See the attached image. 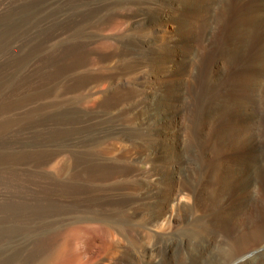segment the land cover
I'll return each mask as SVG.
<instances>
[{"label": "rangeland", "instance_id": "374dc122", "mask_svg": "<svg viewBox=\"0 0 264 264\" xmlns=\"http://www.w3.org/2000/svg\"><path fill=\"white\" fill-rule=\"evenodd\" d=\"M22 14L24 28L0 37V264H206V246H224L235 264L239 256L263 249L264 170L252 171L248 161L258 150L264 155V121L242 116L251 107L226 118L217 114L207 136L208 107L197 113L196 104L218 84L217 94L227 95L226 83L243 66L264 79V12L258 0H0V19ZM197 121L201 142L193 136ZM229 122L249 127V140L232 138ZM205 159L230 165L223 219V210H214L213 200H206L210 193L201 188L208 181L198 185ZM195 184L200 192L192 190Z\"/></svg>", "mask_w": 264, "mask_h": 264}, {"label": "bare ground", "instance_id": "6f19581e", "mask_svg": "<svg viewBox=\"0 0 264 264\" xmlns=\"http://www.w3.org/2000/svg\"><path fill=\"white\" fill-rule=\"evenodd\" d=\"M71 1H73V0H71ZM162 1V0H161ZM194 1V0H193ZM203 1V0H202ZM239 1H241V0H239ZM255 1V0H254ZM93 2V1H92ZM130 3V2H129ZM136 3V2H135ZM203 3V2H202ZM252 3H254V2H252ZM237 4H239V3H237ZM258 4H259V10H260V12L262 13V12H264V0H258ZM66 5V4H65ZM136 5V4H135ZM169 5V4H168ZM228 5V4H227ZM233 5V4H232ZM13 6V5H12ZM78 6V5H77ZM91 7H92V5H91ZM178 7V6H177ZM179 7H180V5H179ZM230 8V7H229ZM93 9V8H92ZM97 9V8H96ZM155 9V8H154ZM200 9V8H199ZM24 10V9H23ZM78 10V9H77ZM98 10V9H97ZM5 11H6V9H5ZM22 11V10H21ZM37 11V10H36ZM252 11V10H251ZM19 12V11H18ZM27 12V11H26ZM25 12V13H26ZM140 12V11H139ZM152 12V11H151ZM150 12V13H151ZM158 12H159V10H158ZM161 12V11H160ZM90 13V12H89ZM93 13V12H92ZM2 14V13H1ZM28 14H29V12H28ZM85 14V13H84ZM186 14V13H185ZM7 15V14H6ZM14 15V14H13ZM23 16L21 17L20 15V17H16L15 19H13V17H10L9 15V20L8 19H0V37H4V36H8L9 34H11L15 29H17V30H20V29H18L19 28V26H22L23 25V23L25 22V16L27 15V13L25 14V16H24V14H22ZM151 15V14H150ZM189 15V14H188ZM29 16V15H28ZM144 16H145V14H144ZM205 16V15H204ZM242 16H244V15H242ZM6 17V16H5ZM31 17V16H30ZM78 17H79V15H78ZM198 17V16H197ZM7 18V17H6ZM184 18V17H183ZM69 19V18H68ZM80 19V18H79ZM193 19V18H192ZM246 19V18H245ZM67 20V19H66ZM155 20V19H154ZM235 20V19H234ZM29 21V20H28ZM182 21H185V20H182ZM190 23V22H189ZM189 23H187V24H189ZM181 24V23H180ZM236 24V23H235ZM173 26V25H172ZM176 26V25H175ZM208 26V25H207ZM259 26V25H258ZM23 27V26H22ZM240 27V26H239ZM254 27V26H253ZM24 28V27H23ZM192 28V27H191ZM230 28V27H229ZM257 28V27H256ZM231 30H233V29H231ZM15 32V31H14ZM227 32V31H226ZM246 32H248V30L246 31ZM255 32H256V30H255ZM242 33V32H241ZM240 33V34H241ZM245 33V32H244ZM248 33H250V32H248ZM247 33V34H248ZM162 34V33H161ZM209 34V33H208ZM207 34V35H208ZM232 34V33H231ZM13 36V35H12ZM165 36V35H164ZM187 36V35H186ZM233 36V35H232ZM236 36V35H235ZM244 36V35H243ZM205 37V36H204ZM245 37H247V36H245ZM252 38H254V37H252ZM5 39V38H4ZM233 39V38H232ZM241 39V38H240ZM247 39V38H246ZM235 40V39H234ZM247 40H249V39H247ZM87 41V40H86ZM91 41V40H90ZM231 41V40H230ZM10 42V41H9ZM78 42V41H77ZM119 42V41H118ZM236 42V41H235ZM256 42V41H255ZM79 43V42H78ZM103 43V42H102ZM252 43H254V42H252ZM257 43V42H256ZM262 43V42H261ZM9 44V43H8ZM80 44V43H79ZM103 44H105V43H103ZM113 44H115V43H113ZM117 44V43H116ZM191 44V43H190ZM199 44V43H198ZM240 44V43H239ZM243 44H245V42L243 41ZM101 45V44H100ZM249 45V44H248ZM112 46V45H111ZM118 46V45H117ZM190 46V45H189ZM236 46H237V44H236ZM235 46V47H236ZM256 46V45H255ZM102 47V46H101ZM112 47H114V45L112 46ZM140 47V46H139ZM229 47H231V46H229ZM233 47V46H232ZM251 47V46H250ZM109 48V47H108ZM141 48V47H140ZM148 48V47H147ZM149 48H150V46H149ZM260 48V47H259ZM4 49V48H3ZM88 49V48H87ZM95 49V48H94ZM226 49V48H225ZM228 49V48H227ZM236 49V48H235ZM240 49V48H239ZM244 49V48H243ZM248 49V48H247ZM250 49V48H249ZM260 49H262V48H260ZM8 50V49H7ZM118 50V49H117ZM117 50H115V51H117ZM146 50V48H144V51ZM150 50V49H149ZM198 50V49H197ZM237 50V49H236ZM255 50V49H254ZM258 50V49H257ZM74 51H75V49H74ZM73 51V52H74ZM133 51V50H132ZM259 51V50H258ZM98 52V51H97ZM96 52V53H97ZM112 52V51H111ZM152 52H153V50H152ZM159 52V51H158ZM219 52V51H218ZM227 52H228V50H227ZM232 52V51H231ZM233 52H235V51H233ZM251 52H252V50H251ZM255 52V51H254ZM254 52H252V53H254ZM260 52V51H259ZM69 53H71V51L69 52ZM133 53V52H132ZM195 53H197V52H195ZM229 53V52H228ZM257 53V52H256ZM65 54V53H64ZM114 54V53H113ZM198 54V53H197ZM220 54H222V53H220ZM227 54V53H226ZM246 54V53H245ZM263 54V53H262ZM201 55V54H200ZM258 55H259V53H258ZM114 56V55H113ZM197 56V55H196ZM227 57L226 58H228V56H229V54L228 55H226ZM235 56H237V55H235ZM247 56V55H246ZM117 57V56H116ZM182 57V56H181ZM198 57V56H197ZM233 57V56H232ZM247 57H249V56H247ZM255 57H256V55H255ZM220 58H221V56H220ZM223 58H225V57H223ZM236 58V57H235ZM243 58H245V57H243ZM117 59V58H116ZM198 59V58H197ZM251 59V58H250ZM260 59V58H259ZM204 60V59H203ZM221 60H222V58H221ZM224 60H226V59H223V62H224ZM228 60H229V58H228ZM231 60V59H230ZM229 60V61H230ZM235 61V59H232V61ZM242 60V59H241ZM247 60V59H246ZM245 60V61H246ZM256 60V59H255ZM261 60H263V59H261ZM144 61V60H143ZM206 61V60H205ZM244 61V60H243ZM252 61V60H251ZM177 62V61H176ZM179 62V61H178ZM196 62V61H195ZM259 62V61H258ZM192 63H194V62H192ZM222 63V62H221ZM227 63H231V62H227ZM248 63V62H247ZM203 64V63H202ZM233 64V63H232ZM232 64H231V66H232ZM243 64V63H242ZM242 64H241V66H242ZM180 65V64H179ZM204 65V64H203ZM239 65V64H238ZM238 65H236V66H238ZM254 65H255V63H254ZM168 66V65H167ZM193 66H194V64H193ZM230 66V67H231ZM258 65H256V67H257ZM264 66V65H263ZM148 68H149V66H147ZM153 67V66H152ZM155 67V66H154ZM156 67H158V66H156ZM177 67V66H176ZM207 67V66H206ZM222 67H224V66H222ZM227 67V66H226ZM239 67V66H238ZM165 68V67H164ZM202 68V67H201ZM249 68H251V67H248L247 68V65H246V67L245 66H243V71L241 70H238L239 71V73L237 74V78L236 79H230L229 77V79L230 80H228V82H229V85L226 83V85L228 86V87H230L231 89H229V93L227 94V95H225L226 93H221V94H217V89L219 88L218 87V85H214L215 86V88L214 89H211L210 91H208L209 90V88H207L206 90L208 91L207 92V94L206 95H203L202 97H200L199 99H198V101H197V105L199 106V108H198V111H197V113L198 112H200L201 111V109H203V108H201L202 106H205V105H207V116H206V118H207V121L206 120H204L205 122H204V129H206L205 130V132H206V135L207 136H209L210 134H211V130H212V126H214L212 123H213V119L215 118V117H217L216 115L218 114V115H223V117H225V116H231L233 113L235 114V112H237L238 114H242V113H244L245 111H247V109H249L250 107H251V111H250V113L249 114H247V113H244L242 116H244L247 120H250V119H258V120H263L264 121V79H260V80H258V79H256V77H255V75L251 72V70L249 69ZM150 69V68H149ZM203 69V68H202ZM205 69V68H204ZM203 69V70H204ZM213 69V68H212ZM222 69V68H221ZM240 69V68H239ZM190 70H192V69H190ZM206 70H208V69H206ZM223 70V69H222ZM262 70V69H261ZM151 71V70H150ZM152 71H154V70H152ZM187 71H189V70H187ZM211 71V70H210ZM234 72H235V70H233ZM237 71V72H238ZM252 71H254V70H252ZM158 72V71H157ZM206 72V71H205ZM222 72V71H221ZM236 72V73H237ZM261 72V71H260ZM160 73V72H159ZM186 73V72H185ZM262 73H264V72H262ZM158 74V73H157ZM190 74V73H189ZM211 74H213V73H211ZM232 74V73H231ZM259 74V73H258ZM261 74V73H260ZM153 75H154V73H153ZM156 75V74H155ZM204 75V74H203ZM157 76V75H156ZM205 76V75H204ZM206 76H208L207 74H206ZM215 76V75H214ZM232 76V75H231ZM261 76H263V75H261ZM151 77V76H150ZM169 77V76H168ZM178 77V76H177ZM201 77H202V75H201ZM212 77V76H211ZM211 77H207V79L208 80H211ZM225 77V76H224ZM182 78V77H181ZM184 78H185V76H184ZM188 78H189V76H188ZM213 79H214V77H212ZM78 79V78H77ZM203 79V78H202ZM172 81V80H171ZM178 81V80H177ZM179 81H180V79H179ZM185 81V80H184ZM223 81V80H222ZM174 82V81H173ZM180 82H182L183 83V81H180ZM180 82H178V83H180ZM186 82V81H185ZM206 82V81H205ZM204 82V84H206ZM208 82V81H207ZM150 83V82H149ZM156 83V81L154 82V84ZM162 83V82H161ZM160 83V84H161ZM213 82H211V84H212ZM222 83V82H221ZM223 83H224V81H223ZM79 84V83H78ZM157 84V83H156ZM129 85V84H128ZM149 85V84H148ZM180 85V84H179ZM183 85H184V83H183ZM194 85V84H193ZM200 85V84H199ZM210 85V84H209ZM133 86V85H132ZM175 86H177V85H175ZM187 86V85H186ZM195 86V85H194ZM193 86V87H194ZM160 87V86H159ZM178 87V86H177ZM176 87V88H177ZM184 87V86H183ZM204 87V86H203ZM224 87V86H223ZM171 88V87H170ZM175 88V87H174ZM175 88V89H176ZM179 88V87H178ZM188 88V87H187ZM192 88V87H191ZM205 88V87H204ZM203 88V89H204ZM197 89V88H196ZM202 89V90H203ZM143 90V89H142ZM173 90V89H172ZM178 90H180V89H178ZM184 90V89H183ZM191 90V89H190ZM193 90V89H192ZM199 90V89H198ZM197 90V91H198ZM201 90V89H200ZM162 91V90H161ZM146 92V91H145ZM163 92V91H162ZM169 92V91H168ZM200 92V91H199ZM206 92V91H205ZM151 93V92H150ZM153 93V92H152ZM173 93V92H172ZM178 93V92H177ZM158 94H159V92H158ZM183 94V93H182ZM205 94V93H204ZM181 95V94H180ZM180 95H178V96H180ZM187 95V94H186ZM197 95H198V93H197ZM200 95V94H199ZM159 96V95H158ZM143 97V96H142ZM157 97V96H156ZM182 97H184V96H182ZM186 97V96H185ZM206 97L209 99L208 101H206ZM176 98V97H175ZM198 98V97H197ZM158 99V98H157ZM194 99V98H193ZM183 100V99H182ZM186 100V99H185ZM112 101V100H111ZM173 101H175V99L173 100ZM193 101V100H192ZM114 102V101H113ZM194 103L196 102L195 101V99H194V101H193ZM110 103V102H109ZM149 103V102H148ZM200 103H201V105H200ZM178 104H179V102H178ZM191 104V103H190ZM147 105V104H146ZM178 106V105H177ZM183 105H181V107H182ZM185 106V105H184ZM69 107V106H68ZM119 107V106H118ZM172 107V106H171ZM257 107V108H256ZM75 108V107H74ZM185 108V107H184ZM255 108L257 109V110H255ZM73 109V108H72ZM149 109V108H148ZM148 109H147V111H148ZM178 109V108H177ZM206 109V108H205ZM77 110V109H76ZM135 110V109H134ZM145 111H146V109H144ZM69 111V110H68ZM75 111V110H74ZM105 111V110H104ZM103 112V111H102ZM149 112V111H148ZM175 113H177V112H175ZM183 113V112H182ZM191 113V112H190ZM201 113V112H200ZM68 114V113H67ZM86 114V113H85ZM84 114V115H85ZM93 114H95V113H93ZM164 114V113H163ZM76 115V114H75ZM151 115V114H150ZM189 115V114H188ZM192 115V114H191ZM196 115V114H195ZM199 115V114H198ZM201 115V114H200ZM144 116H145V114H144ZM154 116V115H153ZM190 116V115H189ZM215 116V117H214ZM237 116V115H236ZM142 117V116H141ZM149 117V116H148ZM147 117V118H148ZM155 117V116H154ZM144 118V117H143ZM164 118V117H163ZM196 118H198V117H196ZM226 118V117H225ZM230 118V117H229ZM145 119V118H144ZM149 119V118H148ZM190 119V118H189ZM200 118H198V120H199ZM219 119V118H218ZM256 119H255V121H256ZM73 120H75V119H73ZM112 120V119H111ZM215 120V119H214ZM226 120V119H225ZM116 121V120H115ZM109 122V121H108ZM110 122H112V121H110ZM135 122V121H134ZM222 122V121H221ZM224 122V121H223ZM261 122V121H260ZM91 123V122H90ZM136 123V122H135ZM146 123V122H145ZM216 123V122H215ZM226 123V122H225ZM87 124V123H86ZM93 124V123H92ZM201 124H202V122L201 123H199V121H197V125H196V130H194V133H193V136H194V139H196L198 142H201V140H203V136H202V132H199L198 131V129H199V127L201 126ZM220 124V123H219ZM224 124V123H223ZM249 124V123H248ZM251 124V123H250ZM115 125V124H114ZM113 125V126H114ZM80 126V125H79ZM124 126V125H123ZM122 126V127H123ZM127 126V125H126ZM130 126H131V123H130ZM133 126V125H132ZM131 126V127H132ZM140 126H142V128H144L143 127V125H140ZM170 126V125H169ZM237 126V127H236ZM241 126V123H239V122H229L228 123V125H227V132H228V134L232 137V138H234V139H236V140H242V139H245V140H247L248 138H249V134H251V133H249L248 131H245L246 129L248 130V128H246V129H243V128H241L240 127ZM255 126V125H254ZM259 126V125H258ZM260 126H261V124H260ZM102 127V126H101ZM117 127V126H116ZM121 127V126H120ZM138 127V126H137ZM221 127V126H220ZM223 127V126H222ZM126 128V127H125ZM139 128V127H138ZM137 128V129H138ZM142 128H140V130L142 129ZM116 129V128H115ZM121 129V128H120ZM129 129V128H128ZM134 130L136 129V128H133ZM136 129V130H137ZM159 129V128H158ZM220 129V128H219ZM218 129V130H219ZM252 129H254V128H252ZM88 130V129H87ZM103 130V129H102ZM119 130V129H118ZM133 130V131H134ZM143 130H145V129H143ZM161 130V129H160ZM188 130V129H187ZM201 130V129H200ZM222 130V129H221ZM243 130V131H242ZM85 131V130H84ZM125 131V130H124ZM132 131V132H133ZM146 131L148 132V130L146 129ZM164 131V130H163ZM176 131V130H175ZM213 131H215V130H213ZM86 132V131H85ZM112 132V131H111ZM116 132V131H115ZM120 132V131H119ZM131 132V133H132ZM142 132V131H141ZM153 132V131H152ZM162 132V131H161ZM177 132V131H176ZM181 132V131H180ZM185 132H187V131H185ZM204 132V133H205ZM226 132V133H227ZM257 132H259L260 133V130H258ZM256 132V133H257ZM106 133V132H105ZM136 133H138L137 131H136ZM154 133H155V130H154ZM183 133V132H182ZM215 133V132H214ZM213 133V134H214ZM222 133V132H221ZM259 133H257V134H259ZM121 134V133H120ZM143 134V133H142ZM142 134H140V135H142ZM145 134V133H144ZM160 134V133H159ZM184 134V133H183ZM188 134V133H187ZM217 134V133H216ZM96 135V134H95ZM153 135V134H152ZM190 135V134H189ZM188 135V136H189ZM218 135H219V133H218ZM255 135V134H254ZM117 136V135H116ZM144 136V135H143ZM147 136H149V134L147 135ZM174 136H175V134H174ZM177 136V135H176ZM187 136V137H188ZM256 137H257V135H255ZM259 136H261V134L259 135ZM84 137V136H83ZM120 137V136H119ZM151 137V136H150ZM187 137L185 138V137H183V138H185V139H187ZM211 137V136H210ZM212 137H213V135H212ZM252 137V136H251ZM86 138V137H85ZM91 138V137H90ZM95 138V137H94ZM115 138V137H114ZM153 138V137H152ZM174 138V137H173ZM209 138V137H208ZM214 138V137H213ZM148 139V138H147ZM160 139H161V137H160ZM159 139V140H160ZM164 139V138H163ZM182 139V138H181ZM189 139H190V137H189ZM188 139V140H189ZM205 139H207V137L205 138ZM218 139V138H217ZM229 139V138H228ZM81 140V139H80ZM158 140V139H157ZM191 140V139H190ZM216 140V139H215ZM249 140V139H248ZM255 140V139H254ZM256 140H257V138H256ZM122 141V140H121ZM161 141V140H160ZM172 141H173V139H172ZM180 141V140H179ZM207 141V140H206ZM214 141V140H213ZM230 141V140H229ZM233 141V140H232ZM84 142V141H83ZM106 142V141H105ZM105 142H103V143H105ZM164 142V141H163ZM204 142V141H203ZM248 142V141H247ZM257 142H258V140L254 143V146L257 144ZM98 143H100V142H98ZM124 143V142H123ZM144 143V142H143ZM146 143V142H145ZM158 143V142H157ZM173 143H176V142H173ZM179 143V142H178ZM189 143H190V141H189ZM196 143V142H195ZM205 143V142H204ZM209 143H211V142H209ZM208 143V144H209ZM236 143V142H235ZM246 143V142H245ZM244 143V144H245ZM102 144V143H101ZM192 144V143H191ZM197 144H199V143H197ZM206 144V143H205ZM144 145L145 144H143V147L142 148H145L144 147ZM171 145V144H170ZM175 145V144H174ZM184 145V144H183ZM190 145V144H189ZM188 145V146H189ZM196 145V144H195ZM194 145V146H195ZM200 145V144H199ZM207 145V144H206ZM205 145V146H206ZM225 145V144H224ZM103 146V145H102ZM149 146V145H148ZM154 146V145H153ZM169 146V145H168ZM172 146V145H171ZM180 146V145H179ZM185 146V145H184ZM198 146V145H197ZM196 146V147H197ZM216 146V145H215ZM220 146V145H219ZM234 146V145H233ZM238 146V145H237ZM249 146V145H248ZM98 147V146H97ZM174 147V146H173ZM191 147V146H190ZM199 147V146H198ZM203 147V146H202ZM207 147V146H206ZM226 147V146H225ZM141 147L139 148V149H142ZM175 148V147H174ZM185 148H187V147H185ZM227 148H228V145H227ZM226 148V149H227ZM231 148V147H230ZM250 148V147H249ZM104 149V148H103ZM113 149V148H112ZM121 149V148H120ZM148 149V148H147ZM150 149V148H149ZM190 149V148H189ZM213 149V148H212ZM212 149H210V150H212ZM233 149V148H232ZM126 151H127V148L125 149ZM137 150V149H136ZM145 150V149H144ZM171 150V149H170ZM201 150V149H200ZM203 150H205V149H203ZM245 150H247V149H245ZM110 151V150H109ZM208 151V150H207ZM214 151H217L216 149H214ZM227 151V150H226ZM244 151V150H243ZM250 151V150H249ZM130 152H132V151H130ZM129 152V153H130ZM145 152V151H144ZM144 152H143V154H144ZM168 152V151H167ZM184 152V151H183ZM221 152V151H220ZM224 152V151H223ZM222 152V153H223ZM106 153V152H105ZM107 153H110V152H107ZM106 153V154H107ZM126 153H128V152H126ZM136 153H138V150H137V152ZM201 153V152H200ZM202 153H203V151H202ZM208 153V152H207ZM255 153V152H254ZM101 154V153H100ZM112 154V153H111ZM110 154V155H111ZM133 154H134V149H133ZM132 154V155H133ZM139 154V153H138ZM141 154H142V152H141ZM179 154V153H178ZM247 154V153H246ZM249 154V153H248ZM92 155V154H91ZM105 157H106V155H104ZM123 156V155H122ZM125 156V155H124ZM128 156V155H127ZM135 156V155H134ZM176 156H177V154H176ZM179 156V155H178ZM177 156V157H178ZM183 156V155H182ZM193 156H195V155H193ZM192 156V158H194ZM217 156H219V155H217ZM82 157V156H81ZM101 157V156H100ZM116 157H118V156H116ZM121 157V156H120ZM171 157V156H170ZM201 157H205V154L203 155V156H201ZM221 157H223L222 155H221ZM229 157V156H228ZM231 157V156H230ZM242 157H243V155H242ZM85 158V157H84ZM104 158V157H103ZM108 158V157H107ZM124 158H126V157H124ZM131 158V157H130ZM168 158V157H167ZM180 158H183V157H180ZM217 158H219V157H217ZM216 158V159H217ZM247 158V157H246ZM255 158V159H254ZM80 159V158H79ZM105 159V158H104ZM117 159V158H116ZM122 159V158H121ZM127 159V158H126ZM175 159V158H174ZM191 159V158H190ZM197 158H195V160H196ZM198 159H200V157L198 158ZM197 159V160H198ZM214 159V158H213ZM216 159H214V160H216ZM220 159V158H219ZM230 160H231V158H229ZM239 159V158H238ZM87 160V159H86ZM107 160V159H106ZM178 160V159H177ZM194 160V161H195ZM225 160V159H224ZM228 160V159H227ZM233 160V159H232ZM121 161V160H120ZM119 161V162H120ZM170 161V163H171V159L169 160ZM193 161V160H192ZM203 161V163L199 166V172H198V175H196L197 177H198V182H199V186H201L200 185V183H202L203 181H208V182H212V184H209L208 182H207V184H205L204 186H202L201 188H202V190L205 192H209L210 193V195H209V193H206V194H208L209 196H207V198H206V200H208V199H211V200H213V206L214 207H212V208H214V210H216L217 209V211L219 212V210H223V212L224 213H222L223 215H219V217L218 218H224V216H226L227 215V213H226V211L224 210L225 208H224V201H225V199H226V194L231 190V182L229 181V182H227L226 180H225V178H224V173L228 170V167L230 166H228V163H226V162H224V161H216V162H213V161H210V160H202ZM118 162V161H117ZM123 162V161H122ZM125 162V161H124ZM233 163H234V161H232ZM249 163V166H250V168L252 169V171L254 170L255 172H257V170H260V169H262V170H264V155L261 153V151H257L256 152V154L255 155H251L250 156V158H249V161H248ZM100 162H98V164H99ZM176 163H178V161L176 162ZM200 163V162H199ZM238 163V162H237ZM246 162H244V164H245ZM235 164V163H234ZM240 164V163H239ZM156 165H158V164H156ZM156 165H154V166H156ZM120 166V165H119ZM125 166V165H124ZM130 166V165H129ZM148 166V165H147ZM149 166H150V164H149ZM163 166V165H162ZM180 166V165H179ZM183 166V165H182ZM237 166H239V165H237ZM145 167V166H144ZM152 167V166H151ZM240 167H241V165H240ZM109 169H110V167H108ZM122 168H123V166H122ZM136 168V167H135ZM165 168H168V167H165ZM164 168V169H165ZM172 168V167H171ZM237 168V167H236ZM243 169H244V167H242ZM120 169V168H119ZM146 169V168H145ZM169 169V168H168ZM249 169V168H248ZM136 170V169H135ZM151 170V169H150ZM234 170V169H233ZM238 170V169H237ZM250 170V169H249ZM261 170V171H262ZM76 171V170H75ZM144 171V170H143ZM166 170H164V172H165ZM170 171V170H169ZM181 171V170H180ZM242 171V170H241ZM127 172V171H126ZM141 172V171H140ZM151 172V171H150ZM251 172V171H250ZM132 173L134 174V172L132 171ZM142 173V172H141ZM169 173V172H168ZM178 173H180V172H178ZM197 173V172H196ZM195 173V174H196ZM234 173H236V172H234ZM234 173H233V175H234ZM258 173V172H257ZM256 173V174H257ZM122 174H123V172H122ZM143 174H145L144 172H143ZM148 174V173H147ZM150 174V173H149ZM185 174V173H184ZM231 174H232V172H231ZM230 174V175H231ZM260 174V173H259ZM259 174H257V175H259ZM173 175V174H172ZM232 175V176H233ZM236 175V174H235ZM246 175V174H245ZM249 175V174H248ZM238 176V175H237ZM119 177V176H118ZM162 177V176H161ZM167 177V176H166ZM257 177V176H256ZM144 178V177H143ZM142 178V179H143ZM183 178V177H182ZM235 178V177H234ZM248 178V177H247ZM108 179V178H107ZM165 179V178H164ZM167 179H169V178H167ZM186 179V178H185ZM197 179V178H196ZM233 178H231V180H232ZM236 179V178H235ZM244 179H246V178H244ZM249 179V178H248ZM187 180V179H186ZM193 180V179H192ZM191 180V181H192ZM229 180V179H228ZM242 180V179H241ZM154 181V180H153ZM152 181V182H153ZM161 181V180H160ZM188 181V180H187ZM215 181L217 182V184H213V182L215 183ZM84 182V181H83ZM152 182H151V184H152ZM193 182V181H192ZM194 182H196V181H194ZM235 182V181H234ZM233 182V183H234ZM252 182H254V181H252ZM71 183V182H70ZM138 183V182H137ZM165 183V182H164ZM240 182L238 181V182H235L234 184H235V187H237L238 188V186L240 185L239 184ZM182 184V183H181ZM192 184H194V183H192ZM197 184V183H196ZM194 185V188L192 189V190H197L199 187L197 186V185ZM243 184V183H242ZM245 184V183H244ZM147 185V184H146ZM160 185V184H159ZM159 185H156V186H158L159 187ZM255 185V184H254ZM253 185V187L252 188H254L255 186ZM148 186H149V184H148ZM162 186V185H161ZM171 186H173V185H171ZM189 186H190V183H189ZM244 186V185H243ZM248 186V185H247ZM145 187V186H144ZM143 187V188H144ZM147 187V186H146ZM166 187V186H165ZM169 187V186H168ZM192 187H193V185H192ZM234 187V188H235ZM240 187V186H239ZM157 188V187H156ZM162 188V187H161ZM185 188V187H184ZM245 188V187H244ZM251 188V189H252ZM256 188V187H255ZM145 189V188H144ZM246 189V188H245ZM130 190V189H129ZM140 190V189H139ZM156 190V189H155ZM158 190V189H157ZM156 190V191H157ZM191 190V189H190ZM233 190H235V189H233ZM242 190H243V188H242ZM152 191V190H151ZM186 191H188V189L186 190ZM199 190H197V192H198ZM248 192H249V190H247ZM165 192V191H164ZM163 192V193H164ZM169 192V191H168ZM194 192V191H193ZM200 192V191H199ZM241 192V191H240ZM253 192H255V191H252V193H251V195H250V197L249 198H247V199H249V202L253 199V196H255V194L253 193ZM159 193V192H158ZM187 193V192H186ZM191 193H192V191H191ZM203 193V192H202ZM201 193V194H202ZM233 193V192H232ZM244 193V192H243ZM165 194V193H164ZM163 194V195H164ZM142 195V194H141ZM156 195H158V194H156ZM238 195V194H237ZM249 195V194H248ZM247 194H246V196H248ZM146 196V195H145ZM158 196H161V195H158ZM167 196V195H166ZM185 196V195H184ZM187 196H188V194H187ZM191 196V195H190ZM193 196H195L194 195V193H193ZM203 196V195H202ZM157 197V196H156ZM192 197V196H191ZM191 197H188V201L190 202L191 200H189V198H191ZM240 197V196H239ZM244 197V196H243ZM101 198V197H100ZM201 198V197H200ZM205 198V197H204ZM234 198H236V197H234ZM161 199V198H160ZM244 199V198H243ZM264 199V198H263ZM169 200H170V198H169ZM169 200H167V201H169ZM202 200H204V199H202ZM241 200V199H240ZM88 201V200H87ZM165 201V200H164ZM205 201V200H204ZM243 201V200H242ZM247 201V200H246ZM264 201V200H263ZM80 202V201H79ZM137 202V201H136ZM160 202V201H159ZM162 202V201H161ZM170 202V201H169ZM192 202H193V200H192ZM201 202V201H200ZM208 202V201H207ZM211 202V201H210ZM244 202H245V200H244ZM154 203V202H153ZM164 203V202H163ZM162 203V204H163ZM191 203V202H190ZM206 203V202H205ZM166 204H167V202H166ZM192 204V203H191ZM200 204V203H199ZM248 204V203H247ZM164 206H165V204H163ZM162 205V206H163ZM168 205V204H167ZM166 205V206H167ZM193 205V204H192ZM209 205V204H208ZM210 205H211V203H210ZM209 205V206H210ZM234 205H235V203H234ZM234 205H233V207H234ZM198 206V205H197ZM208 206V207H209ZM243 206H245V205H243ZM248 206H249V204H248ZM252 206V205H251ZM261 206V205H260ZM193 207V206H192ZM205 207V206H204ZM207 207V206H206ZM208 207H207V209H208ZM236 207V206H235ZM242 207V206H241ZM262 207H264V206H262ZM168 208V207H167ZM199 208V207H198ZM228 208V207H227ZM243 208V207H242ZM169 209V208H168ZM196 209V207L194 208V210ZM219 209V210H218ZM230 209H231V207H230ZM230 209H229V211H230ZM246 209H247V212H248V207L246 206ZM263 209V208H262ZM197 210V209H196ZM237 209L235 208V211H236ZM240 210V209H239ZM257 210H259V208L257 209ZM166 211V210H165ZM178 211V210H177ZM217 211H216V213H217ZM228 211V212H229ZM234 211V212H235ZM238 211V210H237ZM244 211H245V209H244ZM163 212V211H162ZM206 212V211H205ZM210 212V211H209ZM215 212V211H214ZM246 212V214L248 215V213ZM258 212V211H257ZM256 212V213H257ZM260 212V211H259ZM199 213V212H198ZM239 213V212H238ZM241 213V212H240ZM251 213V212H250ZM207 214H209V213H207ZM215 214V213H214ZM229 214V213H228ZM211 215V214H210ZM210 215H208V216H210ZM217 215V216H218ZM231 215V214H230ZM238 215V214H237ZM244 214L242 213V216H243ZM246 215V216H247ZM206 216V215H205ZM235 216V215H234ZM245 216V215H244ZM252 216V215H251ZM254 216H256V215H254ZM211 217V216H210ZM249 217H250V215H249ZM138 218V217H137ZM217 218V217H216ZM233 218V217H232ZM243 218V217H242ZM242 218L240 217L239 218V222H240V224H241V220H242ZM251 218V217H250ZM197 219V218H196ZM228 219V218H227ZM231 219V218H230ZM236 219V218H235ZM233 220L234 221V223H236L237 221L236 220ZM244 219V218H243ZM252 219V218H251ZM159 220V219H158ZM212 220V219H211ZM214 220V219H213ZM212 220V221H213ZM218 220V219H217ZM232 220V219H231ZM206 221V220H205ZM225 221H226V219H225ZM247 221H249L248 219H247ZM202 222H204V221H202ZM218 222H221V221H218ZM222 222H223V220H222ZM250 222H252V220L250 221ZM139 223V222H138ZM199 223H201V222H199ZM207 223H208V220H207ZM225 223V222H224ZM233 223V222H232ZM249 223V222H248ZM247 223V224H248ZM202 224V223H201ZM222 224V223H221ZM245 224V223H244ZM251 224V223H250ZM198 225V224H197ZM196 225V226H197ZM213 225V224H212ZM217 225V224H216ZM232 225V224H231ZM238 225V224H237ZM252 225H254V224H252ZM123 226V225H122ZM199 226H200V224H199ZM208 226V225H207ZM249 226V225H248ZM251 226V225H250ZM134 227V226H133ZM198 227V226H197ZM215 227V226H214ZM214 227H212V229L214 228ZM219 227V226H218ZM232 227H233V225H232ZM238 227V226H237ZM120 228V227H119ZM137 228V227H136ZM208 228V227H207ZM228 228V227H227ZM234 228V227H233ZM239 228V227H238ZM99 229V228H98ZM110 230L111 229H113V228H109ZM127 229V228H126ZM198 229V228H197ZM202 229V228H201ZM200 229V230H201ZM205 229V228H204ZM216 229H218V228H216ZM109 230V231H110ZM131 230V229H130ZM129 230V232H130V234L132 233V231H130ZM231 229H229V231H230ZM105 231V230H104ZM114 231V230H113ZM124 231V230H123ZM134 231V230H133ZM199 231V230H198ZM202 231H204V230H202ZM219 231V230H218ZM224 231V230H223ZM228 231V232H229ZM232 231V230H231ZM115 232V231H114ZM114 232H113V234H114ZM119 232H121V231H119ZM128 232V231H127ZM142 232V231H141ZM152 232V231H151ZM201 232V231H200ZM213 232V231H212ZM222 232V231H221ZM234 232V231H233ZM232 232V233H233ZM103 233V232H102ZM107 233V232H106ZM117 233L118 232H116V236H118L117 235ZM144 233V232H143ZM193 233H195V232H193ZM199 233V232H198ZM220 233V232H219ZM223 233V232H222ZM226 233V232H225ZM83 234V233H82ZM112 234V235H113ZM125 235H127V233H124ZM139 234H141V233H139ZM197 234V233H196ZM200 234V233H199ZM211 234V236L210 237H212V233H210ZM209 234V235H210ZM107 235V234H106ZM190 236H192L191 235V233L189 234ZM203 235H205V232H204V234ZM207 235V234H206ZM208 235V236H209ZM218 235V234H217ZM238 235V234H237ZM236 235V236H237ZM73 236V235H72ZM108 236H109V234H108ZM107 236V237H108ZM129 236V235H128ZM140 236V235H139ZM141 236H143V234L141 235ZM151 236V235H150ZM150 236H147V237H150ZM193 236H195V235H193ZM223 236V235H222ZM227 236V235H226ZM231 236V235H230ZM235 236V237H236ZM84 237V236H83ZM111 237V236H110ZM115 237V236H114ZM119 237V236H118ZM131 237H132V234H131ZM130 237V238H131ZM224 237V236H223ZM133 238V237H132ZM144 238V237H143ZM142 238V239H143ZM162 238V237H161ZM191 238V237H190ZM207 238V237H206ZM213 238V237H212ZM215 238H217V236L215 237ZM215 238H213V239H215ZM230 238V237H229ZM233 238V237H232ZM138 239V238H137ZM140 239H141V237H140ZM195 239V238H194ZM193 239V240H194ZM208 239H209V237H208ZM220 239V238H219ZM223 239H226V237L225 238H223ZM129 240V239H128ZM133 240H135V239H133ZM183 240V239H182ZM191 240V239H190ZM207 240V239H206ZM212 240V239H211ZM218 240V239H217ZM236 240V239H235ZM141 241V240H140ZM148 241V240H147ZM150 242H151V240H149ZM148 241V242H149ZM208 241H210V240H208ZM216 241V240H215ZM222 241V240H221ZM220 241V242H221ZM238 241V240H237ZM80 242V241H79ZM146 242V241H145ZM191 242H194V241H191ZM211 242V241H210ZM218 242V241H217ZM227 242V241H226ZM139 243V242H138ZM137 243V244H138ZM142 243H144V242H142ZM222 243V242H221ZM221 243H219V244H221ZM234 243V242H233ZM232 243V244H233ZM162 244V243H161ZM209 244V243H208ZM238 244V243H237ZM242 244V243H241ZM140 245H142L141 243H140ZM217 245V244H216ZM223 245V244H222ZM139 246V245H138ZM143 246H145V244L143 245ZM150 247V246H149ZM168 247V246H167ZM220 247V249L218 248L217 249V251H216V249H214V247H210V246H206V250H205V256L207 255V254H209L210 255V258L209 259H205V262H206V264H228V263H230L229 262V260H230V256H228L229 255V252H228V255L227 254H225V253H227V251H223V250H225L224 249V246H223V250H222V246H219ZM110 249V248H109ZM140 249H142L141 247H140ZM146 249V248H145ZM107 250V249H106ZM179 250V249H178ZM194 250H195V248H194ZM110 251H111V249H110ZM142 251H143V249H142ZM145 251H147V249L145 250ZM168 251V250H167ZM192 251V250H191ZM229 251V250H228ZM73 252V251H72ZM115 252V251H114ZM62 253V252H61ZM123 253V252H122ZM120 254V255H124V253L123 254ZM146 253V252H145ZM173 253V252H172ZM196 253V252H195ZM203 253V254H204ZM66 254V253H65ZM109 254H111V253H109ZM115 254H116V252H115ZM117 254H119L118 253V251H117ZM135 254V253H134ZM138 254V253H137ZM140 254H143V253H140ZM198 254V253H197ZM196 254V255H197ZM232 254V253H231ZM113 255H114V253H113ZM128 255V254H127ZM131 255V254H130ZM147 255V254H146ZM164 255V254H163ZM195 255V256H196ZM76 256H77V254H76ZM75 256V257H76ZM143 256V255H142ZM149 256V255H148ZM162 256V255H161ZM166 256V255H165ZM191 256V255H190ZM189 256V257H190ZM62 257V256H61ZM116 257V256H115ZM126 257H128V256H126ZM137 257H139V254H138V256ZM136 257V258H137ZM166 257H168V256H166ZM239 257H241V256H239ZM239 257H238V260H237V263H235V264H239V262L240 263H242V262H245V263H252V264H264V247H263V249H260V250H258V251H255V252H253V253H250V254H246L245 256H242L240 259H239ZM112 258H114V257H112ZM129 258H130V256H129ZM132 258V257H131ZM130 258V259H131ZM134 258V257H133ZM145 258H147V256L145 257ZM144 258V259H145ZM162 258V257H161ZM171 258V257H170ZM174 258V257H173ZM199 258V257H198ZM233 258V257H232ZM231 258V260L230 261H232L233 259ZM234 258H235V256H234ZM108 259H110V257L108 258ZM120 259V258H119ZM123 259V258H122ZM164 259V258H163ZM195 259H196V257H195ZM68 260H69V257H68ZM72 260V259H71ZM111 261H112V259H110ZM110 260H108V261H110ZM132 260H135V259H132ZM131 260V261H132ZM139 260V259H138ZM140 260L142 261V259H141V257H140ZM139 260V261H140ZM162 260V259H161ZM165 260V259H164ZM167 260V259H166ZM184 260V259H183ZM192 260H193V258H192ZM200 260V259H199ZM73 261V260H72ZM129 261V260H128ZM146 261V260H145ZM158 261V260H157ZM234 261V260H233ZM74 262V261H73ZM115 262V261H114ZM113 262V263H114ZM119 262V261H118ZM135 262V261H134ZM143 262V261H142ZM142 262H141V264H142ZM153 262V261H152ZM151 262V263H152ZM163 262V261H162ZM165 262V261H164ZM163 262V263H164ZM167 262V261H166ZM165 262V263H166ZM173 262V261H172ZM197 262V261H196ZM64 263V262H63ZM68 263V262H67ZM107 264H108V262H106ZM126 263V262H125ZM131 263V262H130ZM154 263V262H153ZM140 264V263H139ZM158 264H160V263H158ZM193 264H195V263H193ZM230 264H234V263H230ZM243 264V263H242Z\"/></svg>", "mask_w": 264, "mask_h": 264}]
</instances>
